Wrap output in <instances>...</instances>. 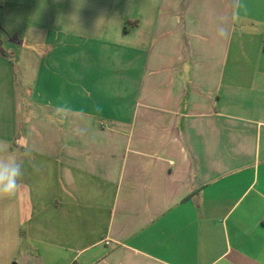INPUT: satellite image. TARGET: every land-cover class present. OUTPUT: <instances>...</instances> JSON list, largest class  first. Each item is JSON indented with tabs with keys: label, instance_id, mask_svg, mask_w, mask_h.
<instances>
[{
	"label": "crops",
	"instance_id": "0c3cea01",
	"mask_svg": "<svg viewBox=\"0 0 264 264\" xmlns=\"http://www.w3.org/2000/svg\"><path fill=\"white\" fill-rule=\"evenodd\" d=\"M0 140V264H264V0H0Z\"/></svg>",
	"mask_w": 264,
	"mask_h": 264
},
{
	"label": "clouds",
	"instance_id": "9594fccd",
	"mask_svg": "<svg viewBox=\"0 0 264 264\" xmlns=\"http://www.w3.org/2000/svg\"><path fill=\"white\" fill-rule=\"evenodd\" d=\"M217 35L227 39L229 31L226 27L218 28ZM6 142L0 140V153L6 152ZM24 176L22 162L0 156V198H11L19 188V181Z\"/></svg>",
	"mask_w": 264,
	"mask_h": 264
},
{
	"label": "rangeland",
	"instance_id": "374dc122",
	"mask_svg": "<svg viewBox=\"0 0 264 264\" xmlns=\"http://www.w3.org/2000/svg\"><path fill=\"white\" fill-rule=\"evenodd\" d=\"M34 22H36L37 24H42L45 27L46 31V35L47 37H49L50 39L55 40L56 42L60 43L61 41H64L66 39H71V36L76 37L72 38L74 40H81L85 42V46H86V42H88L89 38L88 36L84 35V36H80L84 31H76L73 30V32L70 29L66 30V25L62 22H60L59 16H50L51 19H47L45 16H34ZM68 31V32H67ZM85 34H88L89 36H91L94 39V35H98V32H92V31H88L85 32ZM78 35V37L76 36ZM70 43V42H69ZM78 47V50H84L87 51V49L89 47ZM75 49V48H74ZM68 50H71L68 49Z\"/></svg>",
	"mask_w": 264,
	"mask_h": 264
}]
</instances>
